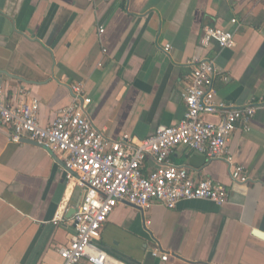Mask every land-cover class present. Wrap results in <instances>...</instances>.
<instances>
[{
	"label": "crops",
	"instance_id": "crops-1",
	"mask_svg": "<svg viewBox=\"0 0 264 264\" xmlns=\"http://www.w3.org/2000/svg\"><path fill=\"white\" fill-rule=\"evenodd\" d=\"M205 26L234 32L231 49L211 44L200 54L220 71L216 101L264 98V0H0V84L8 98L21 89L37 98L39 122L48 125L70 102L68 87L82 83L98 130L143 140L183 117ZM10 135L0 124V264H62L57 248L73 234L84 189L66 180L58 155ZM227 147L246 184L232 183L223 161L182 147L172 154L193 179L225 186L224 204H119L96 246L121 264H264V111L247 129L238 125ZM152 170L145 159L143 174ZM155 247L171 259L153 258Z\"/></svg>",
	"mask_w": 264,
	"mask_h": 264
},
{
	"label": "built area",
	"instance_id": "built-area-1",
	"mask_svg": "<svg viewBox=\"0 0 264 264\" xmlns=\"http://www.w3.org/2000/svg\"><path fill=\"white\" fill-rule=\"evenodd\" d=\"M103 31L99 26L98 33ZM211 44L231 49L234 32L208 26L202 29L198 53L189 62L183 117L175 126L157 127L143 140L129 136L112 139L98 130L86 114L92 100L82 83L68 87L70 102L56 111L48 125L39 122L37 98L23 89L8 98L0 84V124L11 130V141L20 143L27 138L49 154L58 155L66 180L84 189L70 221L73 234L66 245L57 248L62 264H121L95 244L119 204L146 210L152 205L174 209L182 201L203 200L216 205L227 201L225 186L209 179L195 180L186 169L172 163L177 147L208 161H223L234 184L248 182L243 168L233 163L227 144L238 125L247 129L255 115L264 111V98L249 99L242 105L216 101L213 83L220 71L213 59L200 55ZM170 49L165 45L162 51ZM145 159L153 163L147 175L143 174ZM150 255L163 262L171 259L158 247L151 249Z\"/></svg>",
	"mask_w": 264,
	"mask_h": 264
},
{
	"label": "water",
	"instance_id": "water-1",
	"mask_svg": "<svg viewBox=\"0 0 264 264\" xmlns=\"http://www.w3.org/2000/svg\"><path fill=\"white\" fill-rule=\"evenodd\" d=\"M50 155L51 156H54V154H52V153H50ZM133 207V206H132ZM135 209H138V208H136V207H134ZM256 236H258V237H263V235L262 234H260V233H258V232H256L255 231V233H254Z\"/></svg>",
	"mask_w": 264,
	"mask_h": 264
}]
</instances>
